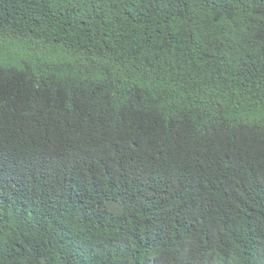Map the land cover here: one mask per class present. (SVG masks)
I'll return each instance as SVG.
<instances>
[{
  "label": "trees",
  "instance_id": "16d2710c",
  "mask_svg": "<svg viewBox=\"0 0 264 264\" xmlns=\"http://www.w3.org/2000/svg\"><path fill=\"white\" fill-rule=\"evenodd\" d=\"M0 264H264V0H0Z\"/></svg>",
  "mask_w": 264,
  "mask_h": 264
}]
</instances>
